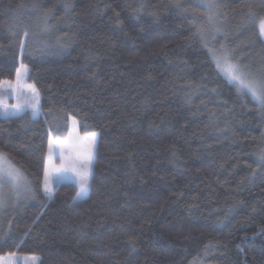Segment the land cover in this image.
Masks as SVG:
<instances>
[{"label": "trees", "instance_id": "16d2710c", "mask_svg": "<svg viewBox=\"0 0 264 264\" xmlns=\"http://www.w3.org/2000/svg\"><path fill=\"white\" fill-rule=\"evenodd\" d=\"M218 11L230 36L214 43L189 0H0V83L25 64L40 95L37 118L0 117V152L42 197L54 118L97 133L88 195L55 184L15 219L0 255L264 264V107L210 55L223 41L264 82V0H223Z\"/></svg>", "mask_w": 264, "mask_h": 264}, {"label": "rangeland", "instance_id": "374dc122", "mask_svg": "<svg viewBox=\"0 0 264 264\" xmlns=\"http://www.w3.org/2000/svg\"><path fill=\"white\" fill-rule=\"evenodd\" d=\"M189 1L195 5L196 9H198V12H194V16L199 28L205 26L204 30H201V32L205 36L208 35V40L216 43L219 42L220 37H223V40L229 38L230 35L227 32L228 25L226 22L228 18L224 15V13L221 14L218 11V8H221L222 6L223 0H215L218 7L215 10L212 21H209L208 19V12L198 6L200 0ZM262 20H264V15L258 19L257 28L259 33V25ZM261 37L264 40V36L261 35ZM219 46V51L216 49L215 53L218 56L223 53L227 56L231 64L238 66L242 70L237 63L231 60L229 54L222 47L224 46L223 41L220 42ZM223 67L224 66L221 65L219 70L222 72L223 76L228 79L225 75ZM18 71L19 76L17 75L14 80H4L0 83V105L7 108L8 111H12L16 105H21L26 108L25 112H28L32 118H37L39 116V112L35 115V117L33 116L30 102L34 96H38V98H40L39 91L29 81V68L27 65L21 64ZM33 89H35V92ZM25 112L20 115L9 116L4 114L3 108H0V117H17L23 115ZM54 119L55 124L52 126L54 136L51 135L50 137L52 142V151L50 154L48 145L46 152V166L49 171V181L51 183L52 190L54 189V185L60 182H74L78 187V177L76 175V171L69 169L74 166L76 170H79L81 165L87 164V160L90 155L92 160L94 159L97 133L95 131L87 133L81 132L79 129V123L74 117H69V119L63 124L56 120L57 118ZM93 132L96 133L94 144L92 143L91 137ZM4 157L6 160L0 161V164H2L5 169L8 165L18 169L26 181L27 190L21 189L17 192L13 185L7 182L0 185V198L3 199V205L0 206V241L5 240L13 232L15 219L23 212V209L26 206L40 202L42 199L49 200L44 193V176L41 189L42 197H39L31 185L26 173L18 168L9 157L6 155H4ZM0 264H38V257L32 254L20 253L0 255Z\"/></svg>", "mask_w": 264, "mask_h": 264}, {"label": "snow or ice", "instance_id": "6c2138e0", "mask_svg": "<svg viewBox=\"0 0 264 264\" xmlns=\"http://www.w3.org/2000/svg\"><path fill=\"white\" fill-rule=\"evenodd\" d=\"M199 7H202L208 12V19L209 21H212L214 18L215 10L217 9L218 5L216 4L215 0H200V3L198 4ZM177 8H181L182 5L177 4ZM260 34L264 36V20L260 22ZM25 36H27V33H25ZM24 42L21 41L20 47L21 50L24 48ZM210 55L212 59L215 61L216 66L218 68L223 65V70L225 72V75L228 77L229 82L234 83L238 86V89L245 94H250L254 100H256L261 107H264V82L256 81V80H250L245 72H243L238 66L233 65L229 62L226 55L221 53L219 56L215 52L210 51ZM19 76V71L17 73ZM35 92V89H33ZM31 110L33 113V116L39 112V98L38 96H34L32 98V101L30 102ZM0 108H3L5 115H20L23 112L26 111V108L21 105L14 106V109L12 111H8L7 108H4L2 105H0ZM92 137V143H95V137L96 133L91 134ZM52 151V142L50 140L49 142V152L51 154ZM6 158L4 157L3 153H0V161H5ZM93 166V160L91 158V155L89 156L87 160L86 165H81V168L79 170H76L73 167H71L69 170L76 171V175L78 177L77 184H78V191L76 192V195L74 197V200L76 199H82L85 196H87L90 188H91V170ZM258 167L261 169H264V153H262L258 158ZM253 175H255V170H253ZM10 183L13 185L14 189L19 192L21 189L27 190L26 181L24 180L22 174L19 172L18 169H15L11 167V165H8V167L5 169L2 164H0V185L3 183ZM44 193L48 197V199L53 198V190L51 187V183L49 181V171L47 166L44 170ZM3 205V199L0 198V206ZM262 232H264V228L261 229ZM239 248L240 246L237 245Z\"/></svg>", "mask_w": 264, "mask_h": 264}]
</instances>
